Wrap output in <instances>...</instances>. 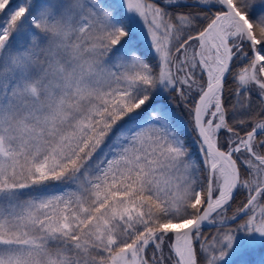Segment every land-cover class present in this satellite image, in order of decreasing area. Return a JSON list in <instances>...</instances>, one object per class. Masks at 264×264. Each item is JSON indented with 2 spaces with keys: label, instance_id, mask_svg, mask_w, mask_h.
<instances>
[{
  "label": "snow or ice",
  "instance_id": "snow-or-ice-1",
  "mask_svg": "<svg viewBox=\"0 0 264 264\" xmlns=\"http://www.w3.org/2000/svg\"><path fill=\"white\" fill-rule=\"evenodd\" d=\"M0 264H264V0H0Z\"/></svg>",
  "mask_w": 264,
  "mask_h": 264
}]
</instances>
